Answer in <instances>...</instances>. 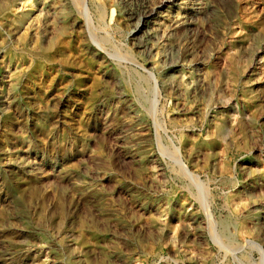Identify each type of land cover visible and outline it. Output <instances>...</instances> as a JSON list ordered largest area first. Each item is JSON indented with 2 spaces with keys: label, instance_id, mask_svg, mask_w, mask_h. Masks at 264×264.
Segmentation results:
<instances>
[{
  "label": "rangeland",
  "instance_id": "374dc122",
  "mask_svg": "<svg viewBox=\"0 0 264 264\" xmlns=\"http://www.w3.org/2000/svg\"><path fill=\"white\" fill-rule=\"evenodd\" d=\"M100 1L0 0V264H261L264 0Z\"/></svg>",
  "mask_w": 264,
  "mask_h": 264
},
{
  "label": "bare ground",
  "instance_id": "6f19581e",
  "mask_svg": "<svg viewBox=\"0 0 264 264\" xmlns=\"http://www.w3.org/2000/svg\"><path fill=\"white\" fill-rule=\"evenodd\" d=\"M101 3H103V2H101L100 0H93V8L90 7L89 0H73L72 4H74L75 7L77 8V10L80 12V14L83 17H85L86 22L91 27L98 25L99 27H102L103 29L108 31L107 30L108 26H107V21H106V12H105V9ZM149 18H150V15L146 14L144 17V23H146ZM106 33H107V36H106V39L104 41H109V40L111 41L112 37L108 34V32H106ZM155 82H157V81L155 80ZM152 91L154 92V95H156L155 90L152 89ZM146 101L148 102V99ZM178 159H177V162H178ZM179 166H180V169L182 172L190 175L188 168L183 163L179 162ZM222 228L224 230H226L227 225L223 224ZM252 244L255 246V248H257V250L260 253H262L263 247L259 243L253 242ZM261 261H262L261 264H264V257L261 259Z\"/></svg>",
  "mask_w": 264,
  "mask_h": 264
}]
</instances>
